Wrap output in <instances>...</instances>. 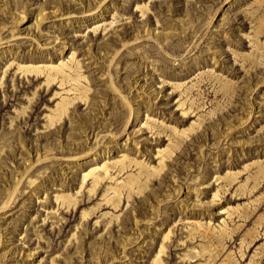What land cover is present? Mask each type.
Masks as SVG:
<instances>
[{"label": "rangeland", "instance_id": "rangeland-1", "mask_svg": "<svg viewBox=\"0 0 264 264\" xmlns=\"http://www.w3.org/2000/svg\"><path fill=\"white\" fill-rule=\"evenodd\" d=\"M62 63L79 84L19 71ZM164 245L264 264V0H0V264Z\"/></svg>", "mask_w": 264, "mask_h": 264}, {"label": "bare ground", "instance_id": "bare-ground-1", "mask_svg": "<svg viewBox=\"0 0 264 264\" xmlns=\"http://www.w3.org/2000/svg\"><path fill=\"white\" fill-rule=\"evenodd\" d=\"M73 59L75 60V55L73 56ZM79 68V69H78ZM78 70H75V72L77 73V77H73L72 75H66V69H70V70H74L72 68V66H70L68 63H62L61 66L59 67H48V68H43V67H38V66H19V71L23 72L26 75H34V76H43L45 75L48 80H47V84L49 86H51L52 84L56 83L58 80L61 79V77H63V81L61 82V87H66L69 86V84H72L73 82L75 83H80L81 79L84 77L80 70V64L78 66ZM80 91V90H77ZM73 92V90H72ZM83 100L88 101V96L86 94H83ZM73 105L72 102H64L62 104V112H60V114L58 116H50V127H55L59 121H63L64 117L68 114V112L70 111V106ZM196 126L194 125L193 128L191 129L192 131H195ZM185 134H187V132H185ZM162 165H164V162H162ZM106 173H109L108 171H106ZM94 176V174H89L88 176L85 177V181L82 187V191H84V188L87 187L86 185L88 184V181L90 178H92ZM101 182H103V177H99V179L97 180V184L98 186L101 184ZM97 191V187L94 191H92V193H96ZM217 198V197H216ZM89 214L86 213L85 214V219L89 218ZM169 238L166 240L168 241ZM166 251L167 248L164 245L163 249L160 253V255L158 256L157 260L155 261V264H164L163 261V257L166 255ZM223 264V262L221 263Z\"/></svg>", "mask_w": 264, "mask_h": 264}]
</instances>
